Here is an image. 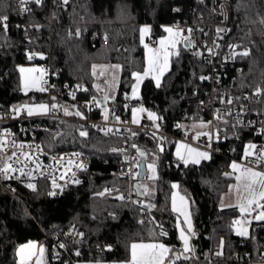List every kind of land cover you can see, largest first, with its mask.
Here are the masks:
<instances>
[{"label":"trees","instance_id":"trees-1","mask_svg":"<svg viewBox=\"0 0 264 264\" xmlns=\"http://www.w3.org/2000/svg\"><path fill=\"white\" fill-rule=\"evenodd\" d=\"M228 1L233 10V24L224 42H233L249 51L248 56L239 57L242 72L228 90L236 97L258 90L264 93V23H261L264 0ZM177 8L179 12L175 11ZM205 9L195 0H69L67 4H54V24L50 27L45 5L34 6L30 14L21 19L15 15L14 0H0V14L9 17L7 29L0 28V101L6 109H11L45 100L43 93L22 91L19 67L24 65V59L20 45L28 34L38 42L35 50L51 51V65L61 70L62 82L77 81L85 85L90 94L99 96L93 66L118 64L119 81L116 94L110 100L114 107L121 106L124 97L132 91L133 73H143L146 67L140 29L150 26L151 37L157 40L165 35V25L195 20ZM18 24L26 25L27 29L18 28ZM72 30L79 31L80 35H70ZM147 40L148 37L145 42ZM208 72L202 56L182 43L171 58L170 70L164 75L161 86L156 87L152 79H145L140 99L135 102L160 116L165 131H193V123L200 117L195 115L191 119L184 107L195 97L205 96L206 84L201 77ZM203 118L207 119V113ZM60 128L58 137L40 135L48 150L79 151L108 163L95 162L76 186L56 189L50 181L39 180L33 184V190L28 185L16 184L22 201L0 187V264H13L21 245L37 242L45 234L51 238L57 236L70 245L66 233L71 228L81 232L80 242L90 249L108 246L105 257L101 258L92 259L88 255L82 258L72 253L70 258L76 262L129 261L133 242H160L180 252L178 217L171 209L174 183L189 202L193 223L190 251L175 264H252L264 255V223L255 225L257 230L249 239H243L233 230V218L238 212L220 207L221 198L234 179L224 175L235 173L225 156L212 154L209 160L185 165L174 161L175 141L168 140L166 145L160 146L156 135L139 130L136 143L148 153L147 163L154 161L157 173L155 179L141 180L142 201L153 205L146 209L119 199L128 180L114 174L111 162L124 155L122 138L94 130L84 137L70 121L62 122ZM261 141L252 131L242 129L235 136L226 134L225 140L217 142L215 148L224 155L241 157L247 144ZM113 185L120 191H106ZM161 231L166 235H160ZM47 247L48 264H65L66 256L55 257ZM218 251L223 252L224 259L215 257Z\"/></svg>","mask_w":264,"mask_h":264},{"label":"built area","instance_id":"built-area-1","mask_svg":"<svg viewBox=\"0 0 264 264\" xmlns=\"http://www.w3.org/2000/svg\"><path fill=\"white\" fill-rule=\"evenodd\" d=\"M195 1L201 7L206 8L205 11H201L197 15L194 13L195 20L186 19L165 26L183 30L181 40L183 42L187 40L193 53L201 55L203 62L209 67V72L204 76L207 79H202L206 84L205 96L195 97L184 107V112L189 114L191 119L198 115L200 118L197 121L205 120L208 128L201 133H209V135H199L197 138L200 133L196 134L189 130H184L181 133L167 132L163 129L164 122L160 116H156L157 119L153 121L145 115L138 123H133V109L137 107L134 99L125 96L123 104L117 107H114L112 101L107 99L103 106L101 97L90 94L85 85L77 81L62 82L61 70L53 69L51 65V51L42 53L35 50L34 47L38 43L36 38L26 34L24 42L20 45L24 65L35 64L44 68L45 74L41 87L46 90L36 92L45 94L44 102L48 106V111L28 116L27 110L22 107L25 104L18 106L20 111L17 113L13 109L18 107L6 109L5 104L0 101V141L5 142L3 151H0V187L22 201L15 188L16 184L29 185L39 180H47L52 183V186L55 181L56 186L53 187L56 189L76 186L81 183L82 174L90 170L95 162L108 163L95 155L79 151L48 150L40 135H56L58 137L61 134L60 124L65 121L75 123L79 133L86 131L87 136L90 131L94 130L123 139L122 152L124 155L120 160L112 161L111 165L114 167L115 175L128 180V186L122 196L129 205L138 204L142 207L144 205L140 196L144 195L142 193L144 187L143 185L139 186L141 180L139 175H135L140 172L141 161L139 151H137V149L140 150V147L136 143L139 130L156 135L160 140V146L166 145L168 140H173L176 145L183 144L208 152L210 155L225 156L231 164L237 162L245 168L264 172V162H257L255 156V153L264 148V93L260 91L258 94L256 91L244 97H236L228 90V86L242 72V66L238 65V59L242 56L240 53L248 51L233 42L228 44L224 42L233 24L231 4L228 0ZM14 2L15 15L21 19L27 17L34 6L45 5L46 16L51 27L54 24V4L63 3V0H41L40 4L29 0L26 5L30 9L28 12L24 11L25 6L20 5L19 0H14ZM17 27L24 31L27 29L24 24H18ZM217 28L224 31L217 34ZM189 29L192 31L189 32ZM77 33L80 35L79 31L72 30L70 35H77ZM148 44H154V40L151 38ZM229 100L232 103H228ZM53 104L56 105L55 108H52ZM65 109H67L68 115H65ZM105 109H107V113ZM77 111L82 115H76ZM204 113H207V119L203 118ZM105 115H107V119H105ZM116 117H119V120ZM242 129L252 131L262 140L252 143L256 145L253 156L248 157L247 160L243 159L245 149L249 144L245 146L241 157L227 156L216 150L215 144L223 142L226 134L235 136ZM134 133L135 135H133ZM133 145L136 147L134 148ZM23 154H28L30 158L26 159ZM70 160L71 164L68 163ZM174 161H177L175 157ZM137 162H139V166H137ZM6 164H11L14 170L4 173L3 169ZM148 178L146 175L144 179ZM77 180L79 183H76ZM106 191L118 192L120 188L113 185ZM235 220H240V217L235 216L233 221ZM157 230H161L159 225H157ZM256 230L257 226H253L252 232ZM66 238L70 240V245L57 236L51 238L46 234L37 243L39 246H49L55 257L66 256L68 259L65 264H76V261L70 258L71 254L76 252L82 258L85 255L92 259L105 257V250L108 248L106 244L96 249H90L80 242L81 232L72 228L66 233ZM61 244L64 247H60ZM217 253L222 254L217 255ZM217 253L215 254L217 259H224L222 251ZM252 264H264V255L252 261Z\"/></svg>","mask_w":264,"mask_h":264},{"label":"snow or ice","instance_id":"snow-or-ice-1","mask_svg":"<svg viewBox=\"0 0 264 264\" xmlns=\"http://www.w3.org/2000/svg\"><path fill=\"white\" fill-rule=\"evenodd\" d=\"M29 0H19L20 5L25 6L24 11L28 12L30 9L26 7L27 3ZM32 2L36 4H40L41 0H32ZM63 3L67 4L68 0H63ZM175 11L179 12L180 9L177 8ZM8 15L7 14H0V28L7 29L8 27ZM261 23H264V20L261 21ZM151 31L149 27H143L140 29V39L141 43L144 42V37L146 34H148ZM182 31L180 29L173 30L171 27H165L164 32L168 33L169 36L166 38H162L158 41L159 47L156 49L150 48L148 44H144V47L148 50L149 56H148V67L144 70L143 74L139 72H134L133 76L135 77L136 83L132 86V94L133 97L136 96L137 90L139 88L140 82L147 77L150 73H159V75L154 76L153 78L156 81V87H160V78L159 76L163 75L164 67H166L168 58L172 54L169 49L170 48H175L176 44L178 43L177 38L182 35ZM189 32L192 30L189 29ZM221 31H224L223 29L217 28V34H219ZM79 35V33H77ZM187 39V38H185ZM209 52H211V49H209ZM242 56H248L249 53L248 51H244L240 53ZM31 59V57H29ZM163 65V66H162ZM114 68H119V65L113 66ZM19 71L21 73L24 72H39L41 74V77L43 76V69H37V68H32V69H25V68H20ZM93 72L95 73V66H93ZM103 71H101V75H103ZM201 79H207V77H201ZM40 91H45L43 87L39 89ZM260 90H258L259 94ZM55 99V98H53ZM108 97H105V100H107ZM228 103H232L231 100L228 101ZM27 110V115L28 116H33L35 114L39 113H46L48 111V106L41 104L37 109H34L32 107H28L27 105L22 106ZM56 105L53 104L52 108H55ZM14 111L19 113L20 108H14ZM145 109L143 108H138V109H133V123H138V119L136 118V113L137 112H143ZM105 112L107 113V109H105ZM67 109H65V115H68ZM76 115L80 116L82 115L79 111L75 113ZM149 119L155 121L157 119L155 113L149 112L148 113ZM105 119H107V115H105ZM117 120H119V117H116ZM203 126V125H202ZM158 127V125H157ZM110 131V130H109ZM81 136H87L86 131H81L80 132ZM135 135V133L133 134ZM199 135H209V133H200L198 134L197 138H199ZM13 143H15L13 141ZM5 146L4 141H0V151H3ZM20 147H23V145H20ZM135 148L136 146L133 145ZM180 148H186L188 156H185L181 154L180 149L178 148L177 150V157L180 161H182L185 165L189 164L190 162L193 164H199L201 160H209L211 159V156L208 152H202L198 151L197 149L191 148L187 145H180ZM256 148V145L254 144H249L246 149L245 153L243 156V159L247 160L248 157L253 156L254 152L253 150ZM139 151V149H137ZM192 154H195L194 157ZM15 155V153H13ZM25 155L26 159H29L30 157L28 154H23ZM140 155L143 156L144 153L140 152ZM257 162H264V148H261V150L258 153H255ZM11 159V157H9ZM69 164L72 163V161H68ZM137 166H139V162H137ZM230 167L233 169V171L238 172L239 174L236 176V180L243 182V186L245 191L248 193L247 197H244L243 199L246 200V203H240L238 205L240 213L247 214L249 216H252V212L260 209L257 215L252 216V219L255 221H260L264 222V203H261V201H264V172L261 171H255L252 168H245L242 164H239L237 162H233ZM148 168L150 171L153 172V176L151 177L152 179H155V169L156 165L155 163L149 164ZM11 164H6L5 168L3 169L4 173H7L9 171H13ZM131 174V173H129ZM135 175H139V173H136ZM226 175H230V173H226ZM76 183H79L77 180ZM53 186L55 187V181H53ZM29 188H32L35 190V185L29 184ZM173 188H176L177 185L173 184ZM238 187V186H237ZM147 191V189H146ZM49 195H55L54 192H49ZM103 195V193H101ZM119 199L123 200L124 197L120 196ZM175 196L173 197V211H182L181 209L176 208L175 205ZM182 201L184 200V197L180 198ZM153 207V205H148V208ZM182 214L185 215V223L188 225V231L191 232L192 226L190 220L187 218V212H183ZM116 218V217H113ZM143 223V221H140ZM245 223L242 220H235L233 221V224L235 225H241ZM247 223H251V221H247ZM160 235H166V232L161 231ZM237 235L241 237H247L249 236V232L247 228L241 227L237 229ZM180 239L184 242V250L189 251V244H188V238L185 235V230L183 228L180 229ZM221 244H223V241H221ZM60 247H64L63 244L60 245ZM36 249L37 246L36 244L29 242L26 245H22L19 249L17 254L20 256V264H26V259L30 258L33 255H36ZM39 253L42 256L44 249L43 247L39 248ZM170 252V249L167 248L164 244L162 243H136L133 242L130 245V253H131V258L130 261H128V264H165V259L167 254ZM222 253H217V255H220ZM79 255V253H77ZM179 258V257H177ZM37 264H40L39 260L37 261Z\"/></svg>","mask_w":264,"mask_h":264},{"label":"crops","instance_id":"crops-1","mask_svg":"<svg viewBox=\"0 0 264 264\" xmlns=\"http://www.w3.org/2000/svg\"><path fill=\"white\" fill-rule=\"evenodd\" d=\"M144 27H149L151 29L150 26H144ZM165 27H169V26H164V28ZM173 30L175 31L176 29H173ZM166 34L167 33L165 32V35L164 36L158 38L157 40H154L151 37V31H150L144 37V44H148V41L152 38L154 40V44H152V45H149L148 44V45H149L150 48L156 49V48L159 47L158 41L160 39H162V38H166ZM147 37H148V40H147V42H145ZM177 40H178V43L176 44V47L169 49V51L172 54L168 58V62H167L166 67H164L163 75L159 76V78H160V86L162 84L164 75L170 70V67H171V58L175 55V51L178 50V47L180 45L179 42H181V37H178ZM148 56H149L148 50L145 48V60H146V67H145V69L148 67ZM20 68H21V66L19 67V69ZM20 74H21V87H22V91L24 93H29V92H32V91H40L39 89L42 86V81H43V77H44L45 72L43 73V76L41 77V79L39 81L33 80L32 76H30L28 74V72H26V74H24V75H22L21 72H20ZM141 74H143V73H141ZM156 75H159V73H150L147 77H145L140 82V85H139V88L137 90L136 96L133 97V94H132V91H131L129 97H131L132 99L138 101L140 99V90H141V86H142L143 81L145 79H147V78H150L156 84V81L153 78ZM24 84L27 87V91H24V89H23V85ZM95 88H96V86H95ZM98 95H99V93H98ZM114 96H115V93L111 97V99ZM44 101L38 102V103H34V104H29V105H31V106H39L41 104H44L45 105V102ZM137 106H139V105H137ZM33 108H35V107H33ZM145 115L148 116L147 115V112H144V111L143 112H139L138 114H136V118L138 119V121H140L142 119V117L145 116ZM200 124L201 125H205V128L204 127H201ZM206 125H207V123L205 122V120L195 121L193 123V132H195L196 134L201 133V132H204L206 130V128H207ZM180 145L181 144L176 145L175 150H174V157L178 161H180L178 159V157H177V150H178V148L180 149L181 154H183L185 156H188L187 149L186 148H180ZM198 151H201V150H198ZM202 152H205V151H202ZM192 155L194 157L195 154H192ZM180 162H182V161H180ZM238 174H239L238 172H235L233 174L234 179H233L232 183L229 186V190L226 193L223 194V196L221 198V201H220V207L222 209H231L232 208V209H235L238 212V216L240 217V220L244 221L245 223H243L241 225H233L234 234L237 235V229L238 228L245 227V228H247V230L249 232V236H247V237H241L239 235H237V236H239V237H241L243 239H249L251 237V235H252V228H253V226L258 225V224H261V223H264V222L255 221V220L252 219V216L257 215L258 212L260 211V209H257L255 211H253L252 212V216H249L247 214H243L242 215L240 213L238 205L240 203H242V202L243 203H246V200H244L243 198L244 197H247L248 196V193L244 189L243 182H240V181H237L236 180V176ZM146 175H148V173ZM148 177H149V175H148ZM174 184L177 185L176 183H174ZM139 186L142 187V184L140 183ZM143 192H144V190L142 191V193ZM174 196L176 198L175 199L176 208L181 209L182 211H173V197ZM181 197H184V200L183 201L180 199ZM261 203H264V201H261ZM171 209H172V211L178 217V219H177V225H178V235H179V238H180V229L183 228L185 230V235L188 238V244H189V249H190L191 248V245H190V233L193 230V223H192V218H191V214H190L189 202H188L187 198L180 193V191L178 189V185H177L176 188H173V192H172V195H171ZM183 212H187V218H188V220H190L191 226H192L191 232L188 231V225H187V223H185V215L182 214ZM247 221H251V223L249 224V223H247ZM32 243L36 244V246H37L36 255L31 256L29 259L27 258L26 259V264H37V261L38 260H39L40 264H48L49 263V256H50V251H49L48 247L47 246H39L37 242H32ZM136 243H140V242H136ZM143 243H160V242H143ZM181 243H182V250L180 252L176 248H174L173 246H167V245H165L167 248L170 249V252L166 256L165 264H175L178 261V259L182 257V255H184L186 253L188 254V252L190 250L189 251H185L184 250V242L182 240H181ZM26 244H28V243H26ZM26 244H24V245H26ZM40 247L46 248V250H45V252H46L45 253V257L43 255L42 256L40 255V253L38 251ZM177 257H179V258H177ZM13 264H20V258L18 256V254H17L16 261ZM76 264H128V261H126V262L108 263L106 261H99V260L98 261L80 260V261H77Z\"/></svg>","mask_w":264,"mask_h":264},{"label":"rangeland","instance_id":"rangeland-1","mask_svg":"<svg viewBox=\"0 0 264 264\" xmlns=\"http://www.w3.org/2000/svg\"><path fill=\"white\" fill-rule=\"evenodd\" d=\"M168 36H169V34L167 33L166 37H168ZM182 42H183L182 40H181V42H179L180 45L178 47V50H179ZM178 50L175 51V55L177 54ZM115 65H118V64H114V63L96 64L95 65V73L93 72V75H94V78H95V86H96V89H97L96 91H98L97 93H99L100 97L101 96L102 97H106L107 96L108 100L111 99V97L114 95V93L116 94V89H117V85H118V81H119L120 67L119 68H114L113 66H115ZM21 68H25V69L37 68V69H43L44 70V68L42 66H38V65H35V64H25V65H22ZM101 71H103V73H104L103 75H101ZM44 72H45V70H44ZM24 74H26V72L22 73V75H24ZM28 74L30 76H32L33 80H35V81H39L41 79V74L39 72H28ZM135 83H136V80H135ZM23 89H24V91H27V87H26L25 84L23 85ZM27 106L28 107H32V108L35 107L37 110H38V107H39V106H31V105H27ZM138 108L145 109V107H143L141 105L136 107V109H138ZM144 112H147V115L149 113V111H147L146 109H145ZM138 113L139 112H137L136 114H138ZM201 127L205 128V125H203V126L201 125ZM206 127L208 128L207 125H206ZM153 163H154V161H151V162L147 163V173H148L150 178L153 176V172L149 170L148 165L149 164H153ZM156 174L157 173H156V169H155V177H156ZM43 249H44L43 256L45 257L46 248L43 247ZM17 252H18V250H17ZM182 257H187V253L182 255ZM19 258H20V256H19Z\"/></svg>","mask_w":264,"mask_h":264},{"label":"water","instance_id":"water-1","mask_svg":"<svg viewBox=\"0 0 264 264\" xmlns=\"http://www.w3.org/2000/svg\"><path fill=\"white\" fill-rule=\"evenodd\" d=\"M183 45H184V47L188 48V47H189V42H188L187 40H185V41L183 42ZM100 100H101L102 105L104 106V104H105V98H104V97H101ZM140 152H143L144 155L141 156V155H140ZM139 155H140V160H141V161H140L139 179H140V180H143V179L145 178L146 174H147V161H148V159H149V155H148V153H147L144 149H142V148H140V150H139ZM224 177H226V178H232V177H233V173H230V175H226V174H225ZM140 196L143 197L144 195L141 194ZM143 207L146 208V209H149L147 204H144ZM77 253H78V252H76V254H77Z\"/></svg>","mask_w":264,"mask_h":264}]
</instances>
